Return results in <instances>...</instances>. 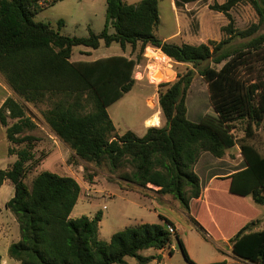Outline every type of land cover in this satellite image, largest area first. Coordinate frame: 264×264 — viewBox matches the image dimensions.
Segmentation results:
<instances>
[{
  "label": "trees",
  "instance_id": "16d2710c",
  "mask_svg": "<svg viewBox=\"0 0 264 264\" xmlns=\"http://www.w3.org/2000/svg\"><path fill=\"white\" fill-rule=\"evenodd\" d=\"M41 1L0 0V74L13 92L24 103L48 104L42 113L44 122L70 148L72 157L96 166L105 164L112 170L129 169L121 178L132 191L153 190L150 185L159 188L153 191L171 195L193 214L194 225L202 234L231 242L233 252L243 261L264 264V227L256 230L261 212L254 209V205L264 206V154L247 141L255 136L254 126L264 132V81L244 74L253 58H264V32L260 33L264 0L214 4L212 10L230 18L223 28L228 37L201 44H180L160 37L159 0L135 4L107 0L104 30L97 34L90 28L88 37L65 36L37 22L39 13L64 0H53L47 7ZM195 1L175 3L179 8ZM242 3L253 7L260 24L238 31L230 12ZM59 26H64L62 20ZM236 39L248 41L231 48ZM102 44H119L123 51L141 47L142 53L152 47L177 64L193 66L178 74L177 81L160 84L164 127H150L143 137L130 130L122 135L117 132L108 106L135 87L140 57L71 60L74 48L97 50ZM212 64L223 66L217 69ZM196 71L208 85L211 103L199 123L188 119L187 106ZM23 102L8 97L0 107L8 154L14 158L10 166L0 169V188L7 181L14 186V197L6 207L15 216L21 234L20 241L9 248L11 259L17 264H127L131 257L139 264H149L156 258L142 252L171 248L176 238L186 260L195 264L180 234L167 230V225H175L164 216H160L162 223L140 222L104 241L100 236L102 211L94 217L71 218L82 191L75 177L42 171L29 185L28 173L39 163L35 152L39 139L27 134L38 126L27 115ZM238 122L246 125V138L239 141L245 167L217 178L205 200L198 202L203 188L197 164L204 153L225 158L238 144L234 133ZM221 184L225 192L220 190ZM222 193L230 202L222 200Z\"/></svg>",
  "mask_w": 264,
  "mask_h": 264
},
{
  "label": "rangeland",
  "instance_id": "374dc122",
  "mask_svg": "<svg viewBox=\"0 0 264 264\" xmlns=\"http://www.w3.org/2000/svg\"><path fill=\"white\" fill-rule=\"evenodd\" d=\"M129 4H135L142 0H125ZM174 0H159V10L161 17V25L158 34L170 35L177 31L178 15L173 8ZM226 0H198L194 2L189 11L181 14V23L183 28L182 39L178 38L176 42L190 44L209 43L211 41H221L228 37L223 31L225 26L230 24V18L223 13L212 10V6L216 3L223 4ZM51 3H49L50 5ZM47 7L48 5H44ZM181 10V11H180ZM179 12H183L179 7ZM232 24L235 30H247L253 25L260 24L259 16L250 4L242 3L236 6L231 12ZM107 18V0H64L56 5L42 11L36 16L37 22L50 25L53 29L59 30L63 35L69 37H88L89 29L100 34L106 26ZM64 22V26L60 28L59 21ZM114 32L113 28H110ZM264 32V23L260 24V33ZM248 39H236L232 42L231 48H239L246 44ZM180 43V44H181ZM89 53H83V52ZM113 53H123L119 44H113L110 47L102 45L97 50L76 47L72 61L78 60H94L100 55ZM132 58H139L138 65L135 70V79L139 81L135 87L123 97L119 98L113 104L108 106V112L115 123L117 132L122 135L126 131L134 132L138 137H143L147 133L146 121L152 117L160 109L159 91L160 84L167 82H175L178 80V74H184L193 68L191 64H177L169 59L159 50L150 47L141 51V47L136 50L124 51ZM251 67L245 69V76L249 79H262L264 81V58L255 57L251 60ZM173 64V67L170 66ZM208 64L203 65L206 66ZM211 65V64H210ZM221 69L222 65L215 66ZM166 88L163 87L162 90ZM14 97L23 102L7 84L5 78L0 74V99ZM24 103V102H23ZM2 106V105H1ZM27 115L35 122L44 124L43 111L48 108L47 103L31 104L24 103ZM188 119L192 122L199 123L202 117L210 109V96L208 85L204 79L196 71L194 82L187 96ZM165 119L161 121V126L165 125ZM149 125L158 126L160 124L159 117H153L148 122ZM245 123L238 122L236 124L235 135L238 144L227 152L225 159H218L209 153H204L200 159V164L196 167V172L201 178L202 188L207 185L209 178L220 169L227 167L229 164L237 165L243 160L240 140L246 138ZM262 127L254 126L255 136L247 139L262 154H264V132ZM37 134L39 142L35 149L39 163L28 173L27 183L31 185L33 179L42 171H51L61 175L74 176L83 186L78 205L72 212L73 219L83 215L94 217L99 211L103 212V220L101 221V239L109 241L115 233L122 231L126 227L134 226L140 222L158 224L162 223L160 216L176 218L180 224V236L184 241L191 260L195 264H254L240 259L233 250L231 242L225 244L222 239H217L206 233L202 234L194 225L192 217H185L177 210L170 208L169 204L163 202L159 196H162L153 190L149 191H132V188L122 180L121 176L129 169L112 170L108 165L96 166L93 163H86L77 158L72 157L73 153L69 147L63 146L61 143L56 145L54 140L49 136L43 135V131L38 127L35 131L27 134ZM53 144H47L46 141ZM3 148H0V169L7 168L9 159L3 155ZM238 158V159H237ZM219 160H224L220 165ZM237 163V164H236ZM87 176L93 177L92 181L85 180ZM92 184H97L93 190L87 192L85 187L90 188ZM85 186V187H84ZM149 188H153L150 187ZM225 185L221 184L220 190L225 192ZM142 195H140V194ZM13 188L9 185H3L0 188V207L4 208L6 202L13 195ZM157 200L152 203L151 199ZM222 200L225 202V194L222 193ZM253 203L252 198H248ZM230 202V201H226ZM254 209L260 211L259 223L256 230L264 227V206L254 205ZM253 215L255 212L248 211ZM178 232L176 231L175 234ZM4 257L9 258L8 254ZM143 256H154L156 261L149 264H191L189 263L179 245L174 238L173 244L167 251L164 258L155 252L154 249L146 250L141 253ZM171 254V256H170ZM7 255V256H6ZM127 264H139L136 259L128 257Z\"/></svg>",
  "mask_w": 264,
  "mask_h": 264
},
{
  "label": "crops",
  "instance_id": "0c3cea01",
  "mask_svg": "<svg viewBox=\"0 0 264 264\" xmlns=\"http://www.w3.org/2000/svg\"><path fill=\"white\" fill-rule=\"evenodd\" d=\"M195 2H198L195 1ZM194 2H190V3H183L181 5L180 8H182L183 12H179V8L176 7V3H175V0L173 1V8L175 10V12L177 13L178 15V27H177V31L173 34H170V35H163L160 37L166 41H171V42H176V40L178 38H181L182 35H183V28H182V23H181V17L180 15L183 14V15H186V13H184V10L185 11H189L190 10V7L191 5L193 4ZM181 11V10H180ZM161 25V24H160ZM160 27V26H159ZM182 39V38H181ZM178 43V42H176ZM181 43V41H180ZM185 43H187L185 41ZM201 44V43H200ZM103 45V44H102ZM101 45V47H102ZM112 46V45H111ZM100 47V48H101ZM86 48V47H85ZM90 49V48H89ZM150 49V48H149ZM127 50H129V48H127ZM123 51V50H122ZM160 51V50H159ZM161 52V51H160ZM83 53H88V51L86 52H83ZM73 55H74V52H73ZM89 55V53H88ZM112 56H126V57H130L128 56L126 53H113V54H107V55H100L97 59H94V60H76V61H73V62H79V61H95V60H98V59H101V58H107V57H112ZM73 57V56H72ZM72 60V59H71ZM139 81L136 82V84L138 83ZM7 98V97H6ZM1 98L0 99V107L1 105H3L4 101L6 100ZM111 117V116H110ZM153 117H159L160 118V124L158 126H152V125H149L148 122L151 118ZM150 119H148L146 121V129L148 130L150 127H160L161 126V121L164 119L163 117V114H162V110H161V107L160 109L152 115ZM35 121V120H34ZM166 121V120H165ZM37 126L43 131V135H47L49 136L52 140H54V143L56 145H59V143H61L63 146H66L64 143L61 142V140L59 138H57L52 132L51 130L49 129V127L44 123H37ZM115 124V123H114ZM165 125H166V122H165ZM164 125V126H165ZM162 126V127H164ZM36 130V129H35ZM34 130V131H35ZM30 134V133H29ZM30 135H33V136H36L37 138L39 137L37 134L33 133V134H30ZM39 142V141H38ZM47 144L51 145L50 147H53V144L52 142H50L49 140L46 141ZM0 148H3L2 151H3V155L9 159V164L8 166L11 165V163L14 161V158L13 157H10L9 154H8V148H9V142H8V139H7V134H6V129L0 124ZM202 157V156H201ZM225 159V158H223ZM238 159V158H237ZM220 162V165H227V164H221L224 160H219ZM200 162L202 161H199L198 164H200ZM197 164V166H198ZM237 164V163H236ZM7 166V167H8ZM224 168L223 169H220L218 172L214 173L210 178H209V182L207 183V185L205 187H203V194L201 196V198L198 200V202H203L206 198V193L207 191L209 190V188L212 186V184L214 183V181L217 179V178H221V177H225V176H229L241 169H243L245 167V164L243 162V160H240L239 163L237 165H233V164H229L227 167L223 166ZM61 175V174H60ZM72 176V175H71ZM74 177V176H73ZM79 182V181H78ZM80 183V182H79ZM81 184V183H80ZM4 185H9V187H12L13 188V193L15 194V189H14V186L9 182H5ZM82 186V184H81ZM97 184H92L90 186V188H87V186L85 187V189L87 190V192H93V191H96V190H93V187H96ZM150 187H153L152 189H154L155 191H158L159 188L155 187V186H152L150 185ZM82 189H83V186H82ZM82 192V191H81ZM14 194L12 195L11 199L14 197ZM140 194V193H139ZM142 195V194H140ZM143 196V195H142ZM144 197V196H143ZM163 202H166L167 204H169L170 208H173L174 210H177L179 213H181L182 215H185V217H192L193 214L186 211L182 206H181V203L174 199L171 195H162V196H159ZM148 198V197H146ZM10 199V200H11ZM148 199H151L152 200V203H157V200L154 199V198H148ZM10 200H8L7 202H9ZM6 202V204H7ZM78 205V204H77ZM71 217H72V214H71ZM165 218H168L170 219L174 225H175V228L177 230V232L180 234L181 233V230H180V224H179V221L176 219V218H169V217H166L164 216ZM21 239V234H20V228H19V224L15 218V216L13 215V213L7 209V207L5 206L4 208H2V211L0 212V254L2 255V264H17V262L13 259H11L10 257L7 258V257H4L5 255H3V253L1 252V250H3L4 254H8L9 252V248L10 246L13 244V243H17L19 242ZM224 243L226 244H229L227 241H224ZM155 250V249H154ZM169 250V253H170V248H167V249H162V250H155L156 253H158V255H160V258H164L167 251ZM230 250H232V246H230ZM7 256V255H6ZM9 256V255H8ZM171 256V254H170ZM127 261V260H126ZM154 261H156V259H154Z\"/></svg>",
  "mask_w": 264,
  "mask_h": 264
},
{
  "label": "built area",
  "instance_id": "2783aa9c",
  "mask_svg": "<svg viewBox=\"0 0 264 264\" xmlns=\"http://www.w3.org/2000/svg\"><path fill=\"white\" fill-rule=\"evenodd\" d=\"M53 2V0H42L41 1V5H49V3H52ZM167 230L171 233V234H175L176 233V228H175V226H172V225H167Z\"/></svg>",
  "mask_w": 264,
  "mask_h": 264
},
{
  "label": "water",
  "instance_id": "95a60500",
  "mask_svg": "<svg viewBox=\"0 0 264 264\" xmlns=\"http://www.w3.org/2000/svg\"><path fill=\"white\" fill-rule=\"evenodd\" d=\"M171 67H173V64H170Z\"/></svg>",
  "mask_w": 264,
  "mask_h": 264
}]
</instances>
